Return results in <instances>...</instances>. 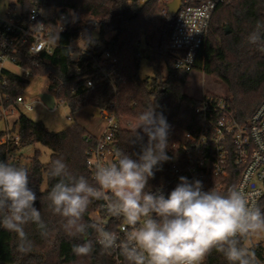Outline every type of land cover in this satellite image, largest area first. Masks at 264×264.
<instances>
[{"label":"trees","instance_id":"1","mask_svg":"<svg viewBox=\"0 0 264 264\" xmlns=\"http://www.w3.org/2000/svg\"><path fill=\"white\" fill-rule=\"evenodd\" d=\"M24 8L29 0H20ZM49 8L66 12V32L60 36L59 46L51 55L35 60L30 66L32 76H45L48 80L47 92L54 99L68 107L73 115L91 106L113 111L117 116L138 121L139 114L146 105L153 104L157 113H163L170 125L166 154L171 158L159 166L154 178L148 182V190L162 186L165 195L179 183V178L171 180L173 166L182 167L188 163L183 151L185 134L198 129L199 122L192 110L196 99L185 93L188 72L176 70L166 45L174 25V15L165 11L161 24L153 25L154 15L163 0H49ZM74 15L75 19L72 20ZM56 17L53 14V20ZM264 26V0H231L219 5L211 18L205 43L195 53L194 70L217 79L225 86L223 97L232 110L235 119L243 123L264 99V49L248 42V36ZM227 27L229 33H225ZM264 36V27L260 29ZM97 32L99 39L92 44L101 52H108L114 59L113 66L120 72L123 82L114 91L106 82L86 87L83 78L87 72L78 70L64 49L75 36L92 38ZM140 51L138 43L141 42ZM151 68L150 77L141 78V59ZM29 66V65H28ZM29 85V79L13 78L9 82L11 97L22 94ZM69 118V117H68ZM16 127V129H15ZM17 142H1L7 133L0 132V160L7 161L25 146L41 144L50 154L47 162L39 160L38 150L29 159L30 187L37 194L35 207L40 209L49 233L42 237L35 224L25 226L31 241V249L18 251L19 238L0 226V264H113L110 252L95 243L96 233L89 229L88 239L94 242V250L88 256H76L72 246L81 243L77 237H70L63 228L62 218L49 207L47 193L57 179H48L51 161L61 158L74 175L85 176L90 183L94 179L87 168L89 151L95 147L96 136L84 126L73 122L63 130L52 132L41 122H35L25 115L13 122ZM143 135L142 129H137ZM131 129L120 128L114 135L116 150H123L134 159L141 151L140 142L133 143ZM147 142L144 136L143 143ZM236 177L224 185L223 193L233 188ZM44 185L41 189V185ZM94 201L84 215L85 222H91L90 213L98 206ZM246 238H241L245 245ZM255 252V264H264V247L257 243L249 246ZM203 264H228L224 256L215 250L208 254Z\"/></svg>","mask_w":264,"mask_h":264},{"label":"clouds","instance_id":"2","mask_svg":"<svg viewBox=\"0 0 264 264\" xmlns=\"http://www.w3.org/2000/svg\"><path fill=\"white\" fill-rule=\"evenodd\" d=\"M39 25L43 24L33 29ZM261 27L258 24L247 39L264 49ZM62 30L59 24V30L50 34L55 48ZM83 39L87 46L93 42L90 37ZM63 52L69 59H77L80 54L70 48ZM169 128L163 113H157L153 104L146 105L131 129L132 142L141 144L137 158L118 150L113 161L96 162L94 183L83 175H74L63 159L51 161L48 179H58L47 199L53 213L62 218L65 232L82 240L73 244L72 252L76 256L93 252L94 242L87 238L92 229L95 243L106 252L118 249L128 264H203L212 250L221 253L228 264H255V252L242 244L241 238L264 234V210L242 189L204 191L200 180L181 176L167 195L162 187L148 190L155 171L171 159L166 154ZM137 129H142L143 135ZM30 184L27 166L0 160V226L17 234L20 252L31 249L26 225L35 224L42 237L49 233L40 209L35 207L37 194ZM94 201H103L107 214L122 217L131 226L123 239L99 216L90 223L84 221Z\"/></svg>","mask_w":264,"mask_h":264},{"label":"built area","instance_id":"3","mask_svg":"<svg viewBox=\"0 0 264 264\" xmlns=\"http://www.w3.org/2000/svg\"><path fill=\"white\" fill-rule=\"evenodd\" d=\"M48 1L29 0L28 7L24 8L20 0L8 4H3L0 0V118L6 119L16 113L18 116L23 115L21 110L31 111L35 103H42L39 96L36 100H29L23 93L11 97L8 91L11 79H30V66L36 65L35 60L52 54L55 47L50 42V34L59 30V24L63 26L59 36L66 32L68 15L49 8ZM229 1L231 0H181L174 14V25L166 45L174 69L188 73L195 71V53L206 41L212 15L219 5ZM162 11L164 15L167 7ZM53 14L56 15L54 20ZM41 23L43 25L33 29V26ZM137 45L142 51L141 42ZM41 47L45 50L33 55ZM66 48L80 53L77 59L71 61L75 68L87 72L83 77L86 87L106 82L115 91L123 82L122 75L113 66L115 59L108 52L96 49L92 43L87 46V41L81 35L72 37ZM192 110L199 126L195 132L185 134L183 151L188 163L182 167L173 166L170 181L181 176L189 181L198 179L202 182V190L214 188L223 193L224 185L230 183L232 177H236L233 188L242 189L264 210V99L243 123L235 119L229 105L220 96H203L196 100ZM94 114L104 122V128L95 135V147L89 151L86 160L93 179L96 162L105 163L115 159L117 150L114 135L120 128L130 129L127 126L131 122L104 109L95 108L91 115ZM8 131H5L7 133L1 142L16 143V132ZM161 187L157 186L150 191ZM97 216L104 219L106 227L117 232L121 239L131 230V226L122 217L107 214L103 201H99L98 206L90 213L91 219ZM259 244L264 247V238ZM110 256L113 264H128L118 249L111 251Z\"/></svg>","mask_w":264,"mask_h":264},{"label":"rangeland","instance_id":"4","mask_svg":"<svg viewBox=\"0 0 264 264\" xmlns=\"http://www.w3.org/2000/svg\"><path fill=\"white\" fill-rule=\"evenodd\" d=\"M15 0H1V3L8 4ZM144 0H138V4H141ZM166 1V0H163ZM163 5L160 4L157 12L154 15L153 25L155 27L161 24L162 16H163ZM75 19V16L72 15V20ZM143 39L141 40L142 43ZM144 52V50H142ZM152 75L151 68L146 64V60L144 58L141 59L140 68H139V76L141 78L150 77ZM48 80L45 76H32L29 79V85L23 92V96L27 99H37L39 94L47 92ZM48 93V92H47ZM185 93L189 96L195 98L196 100L203 96H220L224 97L226 95V89L221 82L217 79L206 76L201 72L193 71L188 74V78L185 86ZM22 114L25 115L32 121L43 123L44 127L52 132H57L63 130L68 125L73 122H77L84 126L89 132L94 134H99L102 132L104 128V122L96 115H91L86 112H76L73 115L70 114L69 109L63 103H59L56 101V104L53 109H48L42 103L37 102L33 105V109L31 111H22ZM18 117V114L9 115L6 119L0 118V132L12 130L13 122ZM69 117V118H68ZM131 121L127 127L130 129L134 128L138 121ZM16 129V127H15ZM38 150L39 152V160L42 163H45L49 159V150L41 144H33L28 145L19 150L18 153L15 154L14 158H12V162L28 166L29 159L34 154V151ZM44 185H41V189H43ZM264 234L259 236H252L250 238H246L245 246L249 247L256 243H259L263 240Z\"/></svg>","mask_w":264,"mask_h":264},{"label":"water","instance_id":"5","mask_svg":"<svg viewBox=\"0 0 264 264\" xmlns=\"http://www.w3.org/2000/svg\"><path fill=\"white\" fill-rule=\"evenodd\" d=\"M181 0H171L169 3H167V13L170 15H174L180 5ZM225 33H229V30L227 27L224 28ZM99 39V34L97 32L92 33V40L97 41ZM39 99L42 101V103L48 108L53 109L55 106V100L52 94L50 93H41L39 94Z\"/></svg>","mask_w":264,"mask_h":264},{"label":"crops","instance_id":"6","mask_svg":"<svg viewBox=\"0 0 264 264\" xmlns=\"http://www.w3.org/2000/svg\"><path fill=\"white\" fill-rule=\"evenodd\" d=\"M80 112H86V113L92 114L95 112V108L88 106V107L83 108ZM92 134H94V133H92ZM94 135H98V134H94Z\"/></svg>","mask_w":264,"mask_h":264}]
</instances>
